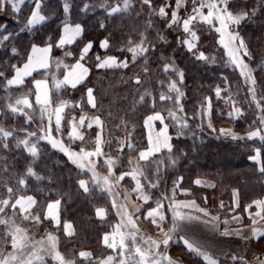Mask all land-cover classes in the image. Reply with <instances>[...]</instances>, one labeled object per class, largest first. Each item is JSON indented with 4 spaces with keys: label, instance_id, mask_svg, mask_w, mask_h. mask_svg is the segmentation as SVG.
Returning a JSON list of instances; mask_svg holds the SVG:
<instances>
[{
    "label": "trees",
    "instance_id": "obj_1",
    "mask_svg": "<svg viewBox=\"0 0 264 264\" xmlns=\"http://www.w3.org/2000/svg\"><path fill=\"white\" fill-rule=\"evenodd\" d=\"M118 2L122 5L123 0H70L72 7L69 13V22L74 25L81 24L84 33L77 38L75 43L65 45L63 49L53 47V63L47 76L43 75L45 70L38 71L28 77L23 85L10 87L5 86L3 79L0 78V113H3L0 114V126L15 130L14 137L8 138L7 141L0 140V169H8V172L0 171V181L13 186L14 189L18 187V195H31L35 198L36 204L33 206V210L40 215L41 222L37 226H33L30 221L23 220L22 215H17L15 221L21 220L22 225L26 226L28 233L35 240L47 232L56 231L58 250L66 260L77 259L78 253L81 251L91 252L93 254L91 259L117 255L118 250L114 251L105 245L103 237L105 234H111L114 226L120 223L122 217L117 214L120 206L126 208L122 192L117 188L116 183H114L111 193H102L99 188H96L91 195L81 194L82 190L78 189L77 180L88 179L91 173L81 174L80 169L72 164L63 152L52 148L47 140L39 141L40 154L39 158L35 160L23 146L16 147V139H23L26 136V132L21 129L43 136V129L48 125L47 114L41 120L40 107L34 102L33 78L47 77L49 79L52 95L51 108H54L60 101L69 102L62 113L60 129L57 130L53 117L50 133L51 137L62 141L64 147L69 150L79 153L82 148L89 151L96 147V134L99 131L96 125L90 129L83 141L68 138L71 128L69 122L72 117L79 118L81 106H84L88 113H94L101 118L103 121L101 147L106 155L93 158L96 162V171L101 176L108 175L103 161L109 156L112 158L118 156L119 141H124L130 133L132 143L136 148L145 150L149 146V140L144 120L154 111L160 112L165 117L164 123L169 125L168 132L172 137L170 142L173 145V152L169 153L167 149H163L150 157L149 161H139L148 180H155L154 174L157 165L160 171L158 188L150 189L144 178H140L141 183L145 185L144 188L152 197L147 202V206H155V201L161 195H170L173 181L178 177H183V180L180 190L177 191L176 199L194 197L213 212L227 213L229 211L232 190L235 188L239 190L243 206L264 196V174L258 171L259 164L249 159L254 154L253 149L260 146L259 142L253 140L234 141L224 136L217 138L218 133H213L206 127L209 121L207 113L201 115L200 112L204 98L210 97L212 101L210 121L213 127L218 130L223 127H231L246 131L260 115L254 108L244 105L242 118H230L227 114L230 111L229 104L225 99L216 97L215 88L217 86L222 89H228L230 86L229 90L233 94L238 88L241 100L246 93L243 84L244 78L239 75V69H234L225 63L228 59L227 52L219 44V34L207 25L196 27L195 30L199 36V50L204 51L209 57L215 56L216 63L206 64L196 61L187 52L186 46H178V40L186 36L181 27L174 25L169 29L167 27L168 19L150 16L151 9L148 6H142L141 0H132V7L127 12L107 16L105 8L101 7V4L107 3L114 6ZM45 3H47L48 9L55 12V16L46 21L45 25L37 26L39 31L33 33L19 32L22 25L11 14L10 8L7 14H0V24L6 26L7 29L5 31L4 27H0V34L14 33L9 41L0 43V71H4L8 78L14 73L9 65L20 66L27 60L30 51L29 45L33 43L44 45L48 36H51L53 41H57L62 34L59 25L65 18V13L61 0H45ZM166 3L170 4L172 8L175 6V0H152V8L158 9ZM32 4L33 0H26L25 5L22 6V13L19 15L23 16L29 12ZM85 4L94 5V7L83 12L81 9ZM229 7L234 13L252 8L259 9L255 16H250L241 23L239 31L251 53L250 58H244L245 62L252 67L257 80V91L260 92L264 90V6H261L260 0H231ZM172 8H166L169 16ZM191 9V0H188L178 15L181 18H186ZM206 13L207 9H205ZM44 14H48L47 9ZM149 19H151L153 27L146 29L145 25ZM101 22L104 23V27H100ZM141 33L148 38L151 45H154V51L148 54L146 65L143 57H138L136 63L133 64L132 53L121 50L126 49L125 42L128 39L138 42ZM159 35L166 37L168 43L161 42L158 39ZM105 39L109 40L108 49L100 47V42ZM88 40L93 41V49L89 53L90 58L85 62L90 69L87 78L74 89L68 86L57 91L53 87L52 76L55 75L58 79H62L64 70L56 71L55 59H61L65 64L71 65L79 55V49L82 47L81 41L87 42ZM10 46L16 47L19 54L13 55ZM64 51H71L73 56L65 57ZM95 54L115 56L121 60L126 59L129 61V67L127 69H97ZM161 54L166 58L174 59L176 65L185 74L183 84L178 83V86L184 93L181 103L189 126L196 133L195 136L186 131L184 136L177 138L176 128L172 126V121L168 118L166 111L173 107L170 101L157 102L155 108L152 107L154 97L158 100L160 93H168L169 78L178 79L171 71L168 73L163 71V66L170 61L159 59ZM144 67L148 68L147 73L143 71ZM135 76H139L140 85H137L134 79H130ZM88 88L93 89L97 104L95 109L87 103L86 91ZM145 90L149 91L151 96L145 97L144 103H136L139 95ZM222 92V97L228 95V92ZM25 94H28V98L33 101V109H25L31 116V123L26 122L27 118L24 115L10 113L6 108L9 102H14L16 98ZM9 97H12V101L9 100ZM201 119L205 123L203 131L196 127ZM156 122L158 126L160 121ZM124 124H127V128L124 127ZM31 140L35 142L36 137H32ZM5 142L8 143L7 148L3 147ZM129 160L133 162V165L136 164L138 151L129 152L125 146L123 152L119 153V161L114 166L115 176L131 170L133 165L129 164ZM171 160L177 161L175 166L171 164ZM261 160H264V148L261 149ZM29 165L37 175L44 179L37 180L35 176L27 177V186H18L16 178L18 176L23 178ZM197 177L207 178L213 183L209 186L197 185L194 180ZM127 180L131 181L125 178V181ZM3 184H0V194L3 193ZM184 190L187 191V195L184 194ZM113 199L116 200L117 207H112ZM55 200H60L59 225H56L50 218L45 219L47 205ZM221 203L224 205L223 208L220 207ZM97 208L106 209V216L98 217L96 215ZM66 222L72 224L74 234L71 236H68L64 230ZM165 223L167 226H171V212H167ZM3 230L4 226L0 225V231ZM178 236L170 241L171 250L181 255V258L196 264H203L200 258L187 251ZM9 250H11L10 246L6 251ZM118 257L113 264H119L120 257ZM220 260L221 264H232L230 258H220ZM95 262L92 260V264ZM48 264H55V261L49 259ZM83 264H89V261L83 260Z\"/></svg>",
    "mask_w": 264,
    "mask_h": 264
},
{
    "label": "snow or ice",
    "instance_id": "obj_2",
    "mask_svg": "<svg viewBox=\"0 0 264 264\" xmlns=\"http://www.w3.org/2000/svg\"><path fill=\"white\" fill-rule=\"evenodd\" d=\"M188 0H175V6L172 8L170 4H165L158 9L152 8V0H141L142 6H148L151 9L150 16H159L161 18H167V27L169 29L173 26L181 27L186 36L183 39L178 40V46H186L188 53L196 61H202L204 63L215 64L216 57L205 54L204 51H200L198 48L199 36L195 30L198 25H207L210 29H214L216 33L219 34V44L227 52V65L233 67L234 69H239V75L243 77V84L246 88V93L243 99L239 97V89L235 90V94L231 92L230 86L228 89H222L220 86L215 88V95L218 99H225L226 103L230 106V111L227 113L230 118H242L244 115V105L248 108H254L260 113L257 120H254L247 130L245 136H241L233 132L231 129H216L213 127L211 121L209 120L206 127L210 129L213 133H218L217 138L224 136L230 138L234 141L243 140H253L259 142V147L253 149L254 155L250 156L249 159L257 161L259 164L258 171L264 174V160H261V149L264 148V90L257 91V80L253 74V70L250 68L249 64L245 62V57H251L250 50L243 36H241L239 31V26L243 21H245L250 16H255L258 8H252L251 10L233 12L229 5L231 0H191L192 9L191 12L187 14L186 18H181L178 13L181 8H184ZM26 0H0V14H7L10 8L11 14L14 18L22 25L19 28L20 33H33L34 31H39L37 26L45 25L46 21L51 20L55 16V12L48 9L45 0H33L32 8L29 12L23 16L19 15L22 13V6L25 5ZM261 6H264V0H260ZM63 12L65 13V18L61 20L59 27L62 30V34L57 41H53L51 36L47 37L44 47H39L36 44L29 45L31 54L27 57V61L22 67L17 65H9L10 68L14 70V75L12 78H8L4 71H0V78L3 79L5 86H21L24 84L26 77L32 76L33 72H37L40 69H44V76H47L48 71L51 69L53 61L50 58V53L53 47L63 49L65 45H71L76 42L78 37H81L84 33V28L81 24L76 23L74 26L69 22V13L71 10L70 0H61ZM90 7L94 5L85 4L81 11L87 12ZM101 7L105 8L107 16H113L114 14H121L127 12L132 7V0H123L122 5L118 2L117 4L109 5L107 3L101 4ZM166 8H172L171 15L166 11ZM48 10V14H44L45 10ZM205 9L207 13L205 14ZM218 25V26H217ZM104 23L101 22L100 27H104ZM0 27H4L7 31L6 26L0 24ZM151 19L148 20L145 28H152ZM14 33L0 34V43L4 41H9ZM158 39L163 43H168L166 37L159 35ZM82 47L79 49V55L76 58L74 64H65L61 59H55L54 65L57 72L61 69L64 70L63 79H58L55 75L52 76L53 87L59 91L62 88L70 86L71 88H76L78 84H82L87 78L90 69L86 66V60L89 59V53L93 49V41L88 40L87 42L81 41ZM126 50L132 53V63L135 64L138 57H143L145 65L147 64L148 54L154 51V45H151L148 38L140 34L138 42H133L131 39L126 40ZM109 40L105 39L100 42V47L102 49L109 48ZM10 51L13 55H18V49L14 46H10ZM65 57L73 56L71 51H64ZM159 59H168L170 62L163 66V71L168 73L172 72L178 79L169 78L168 83V93H160L157 98L152 99V107L155 108L157 102L170 101L173 105L172 108L166 109L168 113V118L172 121V126L176 128L177 138L182 137L187 133L195 136L196 133L192 131L188 123V118L184 113V107L181 103V99L184 93L178 86L183 84L184 72L175 63L172 58H166L162 54L158 57ZM96 68L97 69H107V68H125L129 67V61L126 59H118L115 56H100L95 54ZM143 71L148 72V68L144 67ZM137 85L141 84L139 76L131 77ZM227 78L225 77V80ZM34 92H35V104L40 105L41 120L44 119L45 114H47L48 125L44 131L43 136L37 135L36 132H27L26 129H21L26 132V136L23 139H16V147L23 146L27 152L33 157V159L39 158L38 144L40 140H47L51 147L54 149H59L63 152L72 164L76 165L80 169L81 174L91 173L88 179H78L77 185L78 189L82 190L81 194H89L99 188L100 191L111 193L114 187V183H118L123 180L125 176H131L133 180L136 181L135 191L139 193L138 198L147 202L152 197L144 192L145 185L141 183V177L147 182V187L150 189H155L159 187L160 184V171L157 165L155 172V182L148 180L145 175L143 168L139 165V161H149L156 152H159L162 148L167 149L169 153L173 152V145L171 144L172 137L168 133L169 125L164 123L165 117L160 114V112H153L152 115H148L144 120V124L147 127H151L153 122L160 121L163 124L162 129L156 134V139L153 141L152 135H149V147L145 150H139L132 143V137L129 133L124 141H119V147L117 148L118 156L116 158L107 157L103 164L108 171V175L101 176L96 171V162L93 158L106 155L103 152L101 144L102 132H103V121L99 116L87 117V115H81L77 121L76 117H72L70 120L71 131L68 133V138L70 140H80L85 139L84 135L79 131V127H84L86 120L87 128H92L93 124L97 126L99 131L96 134V147L93 151H85L83 148L79 153L69 150L64 147L62 141L51 137V126L53 122V117L55 118V126L57 130L60 129L62 113L64 109L68 106V101H60L54 108H51L52 100L50 95V88L48 86V80L45 79H35L33 78ZM163 83V82H161ZM228 92L226 97L221 96V92ZM174 94V95H173ZM87 103L91 105L93 109L97 107L95 97L93 95V89L88 88L86 91ZM151 96V93L145 90L139 95L136 103H144L145 97ZM12 101V97H9ZM6 108L10 113L22 114L27 118V123H31V116L25 109H33V101L28 98V94H25L19 98H16L14 102H9ZM51 108V111L49 109ZM212 108V101L210 97H205L204 102L201 104L200 112L203 115L205 112L210 116ZM83 111V110H82ZM179 113V114H178ZM3 114V113H0ZM123 123V122H122ZM127 128V124H124ZM201 131L205 127L203 119L196 125ZM15 130L6 129L0 126V140L7 141L8 138L14 137ZM32 137H36L35 142L31 140ZM127 146L129 152L138 151V160L136 164L129 160V164L133 165L130 171H125L119 176L114 175V166L119 161V153H122L124 147ZM3 147L7 148L8 143H3ZM186 155V154H182ZM171 159V157H169ZM176 160H171V164L175 166ZM0 171L8 172L7 168L0 169ZM79 175V174H78ZM35 176L37 180H42L44 177L37 175L31 165L26 169L24 177H17V185L26 187V178ZM183 177H178L173 181V187L171 193L161 195L159 199L155 201V207L147 211V217L151 218V222L156 224L157 227L161 229L162 238L153 240L151 238L146 241L148 244L147 248H142L136 244V238L139 232L136 221L133 219L132 214H129L123 206H120L117 214L121 215V222L116 224L113 228L111 234H105L103 237V242L109 248L117 249L119 252V264H174V261L169 257L166 251H161V246L167 249L170 241H173L177 235L178 230L181 227V222L187 221H200L206 225H210L212 228H218L217 222L220 220L219 216H211L206 208L198 206L195 200H177V191L180 190V184ZM195 183L199 185L200 180H196ZM0 184H3L0 181ZM91 185V186H90ZM19 188L14 189L13 186L3 184V193L0 194V225L4 226V230L0 231V264H48V260L55 261V264H83V260H88L89 264H92L91 252L81 251L78 253L77 259L66 260L63 254L58 250V240L57 237L53 236L51 233H47L45 237L40 240H31L27 235V230L16 225L15 218L17 215H22V219L25 221H30L33 224H39L41 222V217L39 214H33L31 208L36 204V200L33 196L18 195ZM184 194L187 195V191L184 190ZM234 194L238 195V192L234 190ZM255 205L260 209L251 218V224L248 226L251 234L256 239L264 237V229L257 228L255 225L259 223V220H264V200L255 201ZM60 205V200H56L53 203L47 205V212L45 219H52L57 225L60 224L58 214H54L53 210L58 209ZM237 203V207H238ZM112 207H117L116 200H112ZM221 208L224 207L223 203L220 205ZM249 208L252 205L248 206ZM188 209L189 211H185ZM139 212V207L136 208ZM167 212H171V227L168 231H163V224L167 218ZM10 213V214H9ZM107 214L106 209L97 208L96 215L98 217H105ZM259 217V220L257 219ZM236 219V217H233ZM224 224H228L227 220L223 221ZM72 225L70 223L64 224V230L68 236L73 235L71 231ZM233 234L228 228H225L220 232L221 236H229ZM236 235H240V231H235ZM110 236L112 237V242H110ZM118 236V242L115 237ZM244 238V237H242ZM179 239L186 246V249L193 256L200 258L203 264H221V260L218 256H215L211 252L205 250L199 244L185 238L184 235H179ZM246 239V238H245ZM10 246L11 251H6ZM117 259L116 256L109 255L103 260L96 261L95 264H113ZM230 259L232 264H246L242 261V258L236 255H231ZM260 264H264L261 261Z\"/></svg>",
    "mask_w": 264,
    "mask_h": 264
},
{
    "label": "crops",
    "instance_id": "obj_3",
    "mask_svg": "<svg viewBox=\"0 0 264 264\" xmlns=\"http://www.w3.org/2000/svg\"><path fill=\"white\" fill-rule=\"evenodd\" d=\"M72 25L74 26V24ZM36 45L39 47L45 46V44L44 45L36 44ZM30 54L31 52L29 51V55ZM49 55H50L51 60L53 61L52 51ZM25 62H23L18 67H22ZM75 62H73L72 64H74ZM39 71H44V69H40ZM34 73L35 72H33V74ZM12 76L10 78H12ZM27 78L28 77H26L25 80ZM45 78L48 80V86L51 90V84L47 77H37L35 79H45ZM25 80H24V83H25ZM33 86H34V83H33ZM50 95H51V92H50ZM51 100H52V95H51ZM34 101H35V92H34ZM38 106L41 107L40 105ZM153 123L155 125L154 127L152 124L150 128L146 126V129H147L148 140H149V135L151 134L153 141H155L156 134L153 133L152 131L155 130L156 133H159L163 127V124L159 123V125L157 126L156 121ZM70 131H71V128H70ZM162 150L163 148L160 151ZM159 152H156V153H159ZM125 178H128L131 181L129 180L125 181ZM128 181L130 184L128 183ZM120 186L122 189L123 201H124L127 212L129 214H132V217L136 222L138 221L136 219L139 216L143 219V221L147 223L148 226L153 228V230L149 228L150 234L148 232L149 235H147L148 236V238H146L147 241L149 238L156 240L157 236L155 234L156 232L155 230L157 229L158 231L161 232V229L157 227L156 224H153L151 222V218L147 217V211L150 209V207L154 208L155 206H147L146 204L149 200L145 202L142 199L138 198L139 193L135 191L136 181L133 180L131 176H125L124 179L120 181ZM234 190L238 192V195L234 194ZM144 192L148 194L145 188H144ZM231 196H232L231 208L229 209L227 213L213 212L208 207L199 203L194 197L178 198L177 200L179 199L180 200H195L196 204L202 208H206L209 211L211 216L220 217V220L217 222L218 228H212L210 225H206L200 221H192V222L183 221L181 222V227L178 230V235H184L185 238L190 239L191 241L199 244L205 250L211 252L215 256H218L219 258H230L231 255H236L237 257L242 258V261L246 262V264H260L261 261H264V237H261L260 239H256L255 237H253L248 226L251 224L252 216H254L256 212L260 211V209L255 205L254 202L264 200V196H262L261 198L255 199L253 202L248 203L244 206L241 205L240 193L237 188L232 190ZM55 201H51L50 203H53ZM237 203L239 205L238 207H237ZM249 205H252V207L249 208L248 207ZM137 207H139L140 209L139 212L136 211ZM185 211H189V210L185 209ZM55 213H57L59 217V207L58 209H56ZM261 215H264V212H261ZM233 217H236V219H233ZM257 219L259 220V217H257ZM224 220H227L228 224H224L223 223ZM165 221L162 222V224H163V231L166 232L171 226H167ZM66 223H69V222H66ZM255 227L264 229V220H259V223L255 225ZM225 228H228L229 231L232 232L233 234L229 236H221L220 232H222ZM236 230H239L241 234L236 235L235 234ZM115 240L118 242L119 239L117 240L115 238ZM110 242H112L111 236H110ZM113 250L114 251L118 250L116 254H118L121 251L119 248L113 249Z\"/></svg>",
    "mask_w": 264,
    "mask_h": 264
},
{
    "label": "rangeland",
    "instance_id": "obj_4",
    "mask_svg": "<svg viewBox=\"0 0 264 264\" xmlns=\"http://www.w3.org/2000/svg\"><path fill=\"white\" fill-rule=\"evenodd\" d=\"M250 66V65H249ZM250 68L252 69V67L250 66ZM253 70V69H252ZM223 95V92H221V96ZM78 105H80L79 103H77ZM212 109V108H211ZM81 114L79 115V117L81 116V115H87V117H89V118H91V117H94V116H97V115H95L94 113H88L87 111H85V109H84V106H81ZM83 110V111H82ZM207 113V112H206ZM207 115V117H208V119L209 120H211V114H210V116L208 115V113L206 114ZM55 119V118H54ZM78 119L79 118H77V121H78ZM89 121L88 120H86V122H85V126L84 127H79L80 128V132H81V134H83L84 135V137L87 135V134H89V131H90V129L91 128H87L86 127V125H87V123H88ZM93 126H95V124H93ZM92 126V127H93ZM155 125H154V123H153V127H154ZM224 129H231L233 132H235L236 134H238V135H245L246 133H247V130L246 131H242V130H236V129H234V128H231V127H223ZM69 132H70V130H69ZM153 133H155V134H157L156 132H155V130H153L152 131ZM87 151V150H86ZM89 151H93V150H89ZM254 155V154H253ZM139 165L141 166V163L139 162ZM142 167V166H141ZM150 179V178H149ZM195 181L196 180H200L201 181V183H200V185L201 184H203V185H207V186H209V185H212V181L211 180H209V179H207V178H204V177H197V178H195L194 179ZM152 181V180H151ZM153 181H155V180H153ZM116 186H117V188L122 192V189H121V186H120V181L118 182V183H116ZM124 188V187H123ZM123 194V193H122ZM26 196H31V195H26ZM194 199V198H193ZM180 200V199H179ZM199 203H201L198 199H196ZM181 201H184V200H181ZM202 204V203H201ZM203 205V204H202ZM55 211H56V209H55ZM55 211L53 210V212L55 213ZM31 212L33 213V214H36L35 212H34V210H33V207L31 208ZM55 214H57V213H55ZM60 220V219H59ZM136 220H138L137 222H136V224H137V227H138V229H139V232H138V235H137V238H136V244L137 245H139L140 247H142V248H147L148 247V244L146 243V241H147V239L146 238H148V236L147 235H149L150 234V229L151 230H153V228H151L150 226H148L147 225V223L145 222V221H143V219L141 218V217H137V219ZM54 221V220H53ZM55 222V221H54ZM120 222H121V220H120ZM15 223H16V225H19L21 228H24V229H26V226H24V225H22V221L21 220H19V221H15ZM56 224V223H55ZM38 224H33V226H37ZM57 225V224H56ZM150 228V229H149ZM27 230V229H26ZM73 230V227H72V229H71V231ZM156 232H155V234H156V236H157V239H160V238H162V233L160 232V231H158L157 229L155 230ZM148 232H149V234H148ZM47 233H51L53 236H55V237H57V232L56 231H53V232H47ZM46 233V234H47ZM46 234L44 235V236H42V237H45L46 236ZM27 235L29 236V238L31 239V240H35L34 239V237H32V236H30V234L28 233V231H27ZM42 237H38L36 240H40ZM58 238V237H57ZM117 240L119 239V237L118 236H116L115 237ZM171 246H169L168 245V247H167V249H164V247L162 246L161 247V251H166V253H167V255L169 256V257H171V259L174 261V264H196V263H193V262H191V261H189L188 259H185V258H181V255H179L177 252H175V251H173V250H171ZM9 251H11V250H9ZM60 252V251H59ZM119 254V253H118ZM118 254L117 255H113V256H117L118 257ZM109 256V255H108ZM120 257V256H119ZM118 257V258H119ZM181 258V259H180ZM104 258H100V257H98V258H93V259H91V260H93V261H100V260H103Z\"/></svg>",
    "mask_w": 264,
    "mask_h": 264
}]
</instances>
